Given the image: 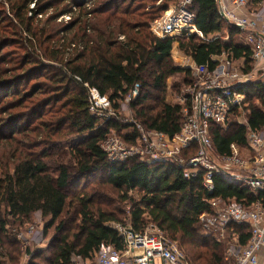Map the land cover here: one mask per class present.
<instances>
[{
    "label": "trees",
    "instance_id": "16d2710c",
    "mask_svg": "<svg viewBox=\"0 0 264 264\" xmlns=\"http://www.w3.org/2000/svg\"><path fill=\"white\" fill-rule=\"evenodd\" d=\"M30 2L36 3V9L28 16ZM174 2L10 0L13 21L5 9L0 10V264H18L22 242L17 231L35 212L49 218L45 230L54 227L60 236L56 233L48 243L49 257L37 251L29 264H73L76 256L91 259L102 242L122 249V238L107 223L123 222L118 216L123 210L109 193L131 200L129 222L136 230L151 221L181 249L187 246L183 251L190 264H225L223 244L199 233V216L210 210L212 198L250 205L258 194L219 174L213 176L214 189L208 192L200 176L186 179L174 165L136 158L108 161L101 141L121 126L114 121L99 123L90 113L88 89L82 82L107 94L114 107L139 83V95L130 104L135 119L145 128L176 134L183 120L182 107L166 102L165 86L168 77L184 71L170 58L179 39H161L150 30L151 23ZM51 8L54 12L42 22L36 18L37 11L44 14ZM191 8L203 38L195 33L185 36L179 48L196 65L209 69L216 65L212 55L232 52L235 59L245 57L248 71L250 50L234 42L241 31L224 25L216 1L193 0ZM65 14L75 16L60 26L56 20ZM72 30L82 48L68 50L66 39L58 37ZM225 31L227 40L211 38ZM40 43L45 45L42 56L47 60L38 58L35 47ZM11 44L20 46L15 58H9L7 51L1 53ZM34 75L42 79L27 88ZM245 91L242 106L247 125L232 121L223 128L211 123V139L220 156L229 155L233 143L245 145L248 128L259 131L264 126V84L252 81ZM122 136L133 140L135 133ZM74 137L79 139L74 146L63 144ZM74 187L79 189L68 203ZM130 192L139 194V199L132 200ZM67 206L74 209L72 217H63ZM230 231L240 245L250 237L247 223L234 224Z\"/></svg>",
    "mask_w": 264,
    "mask_h": 264
},
{
    "label": "built area",
    "instance_id": "2783aa9c",
    "mask_svg": "<svg viewBox=\"0 0 264 264\" xmlns=\"http://www.w3.org/2000/svg\"><path fill=\"white\" fill-rule=\"evenodd\" d=\"M192 2L175 0L153 21L151 32L161 39H177L191 33L202 37L195 25ZM249 3V0H228L219 11L227 22L245 33L244 45L250 50L251 60L248 71L236 65L245 62V57L235 59L232 52L214 55L212 60L216 65L213 69L207 65L194 67L195 77L189 82L187 93L182 98L187 104H179L183 120L176 134L170 136L145 128L136 119L130 118L125 119L122 125L132 128L135 133L133 140L120 137L111 129L101 141L110 162L123 163L136 158L146 163L174 165L181 169L186 179L200 176L208 192L214 189L213 176L219 174L258 194L250 205L212 198L208 200L210 210L199 216V221L211 230L218 243H222L224 233L230 231L234 224H248L250 237L245 245L238 243V236L234 233L226 244L225 256L230 259V264H264V196L261 195L264 193V126L259 131L248 128L246 144H231L227 156L217 154L210 135L211 123L225 125L236 110L242 108L247 95L245 85L252 81L264 84V0L257 3L259 8L254 11L255 16L242 13L246 7L248 9ZM34 5V2L30 4L29 15H32ZM62 18L69 20L70 15H61L59 20ZM75 47L82 48V45L71 43L67 49ZM82 82L88 89L89 111L101 119V123L113 120L123 103H130L139 95L140 84L135 83L118 102L119 106L114 107L107 94H101L97 88ZM244 124L247 125V122ZM107 225L118 232L123 248L102 242L91 264H190L178 242L151 221L143 230H136L130 222H108ZM33 226L30 224L26 229L31 231ZM17 237L25 248L30 246V243L23 242L25 237L21 231ZM76 258V264H83L81 262L88 259Z\"/></svg>",
    "mask_w": 264,
    "mask_h": 264
},
{
    "label": "rangeland",
    "instance_id": "374dc122",
    "mask_svg": "<svg viewBox=\"0 0 264 264\" xmlns=\"http://www.w3.org/2000/svg\"><path fill=\"white\" fill-rule=\"evenodd\" d=\"M13 3L16 2V0H11ZM40 3H42V0H39ZM216 4H217V8H218V13L220 14V6L228 3V0H220L221 2L219 3V0H215ZM32 2L29 3V10H30V4ZM35 3V2H34ZM10 0H0V10L5 9L6 15L8 17H10L12 19L13 14H11L10 12ZM158 4V3H156ZM149 5V4H147ZM62 6H60L59 8H61ZM259 8L258 4H253V3H249V7L245 10L242 11L243 14H246L247 16H255L254 14H256V12L254 13V11ZM33 9H36V3L33 7ZM28 10V12H29ZM53 11V9H47L46 13L42 14V12H36V18L40 20V22H42L47 16H49ZM253 12V13H252ZM39 14H41L39 16ZM28 16L29 13H27ZM70 15V14H69ZM75 14H73L72 16L70 15V19L66 20L65 18H62L61 20H59V17L56 20V23H60L62 25L68 23L69 21H71L72 18H74ZM221 16V14H220ZM222 17V16H221ZM223 18V17H222ZM224 19V25L227 26V28H229L230 26H234L231 23L227 22L225 18ZM13 21V19H12ZM14 23V22H13ZM153 23V22H152ZM151 23V24H152ZM42 25V24H41ZM196 25V24H195ZM197 27V26H196ZM226 28V27H225ZM17 31H20V28L18 26H16ZM241 32L238 33V35H236L233 40L234 42H239L242 44H245V33L240 30ZM74 34V30L72 31H67V32H62V34H59L58 37H60V35L62 37H64L66 40V42H68L69 44L71 43H78L77 41H74L75 39L72 37ZM193 34V33H191ZM196 34V33H195ZM202 34V33H201ZM198 35V34H196ZM22 36H25V32H23ZM199 37H201L200 35H198ZM185 37V36H184ZM184 37H178L177 39L179 40H184ZM220 38L222 41L227 40L228 38V34L227 31L216 35V36H212L211 38ZM203 38V35L202 37ZM232 38V37H231ZM23 40V39H22ZM179 40L177 42H174L173 44V48L171 51V62L172 64L178 65L180 67H182L184 69L183 72H179L176 73L170 77L167 78L166 80V93H165V100L167 103H171L172 105H181V106H185L187 104V101L183 100V96L187 93V88H188V84L189 82L195 77V62L193 61V59L191 58V56L189 54H187L186 52H184L182 49L179 48ZM24 41V40H23ZM23 43V42H22ZM19 45V44H18ZM17 44H11L8 47L3 48L2 52L7 51L9 54V58H15L17 54V52H19V47ZM37 47H35L37 53H39V59L42 60H47L45 56H42V49L45 48V45L42 46V44L40 43L39 45H36ZM214 55L211 56V60L213 59ZM50 62V60H49ZM55 64L60 65L59 62H55ZM237 68H246V63L245 62H238V64L236 63ZM42 79V77L36 78V75H34L31 79L29 84L27 85V88L31 87V85L36 81ZM140 91V89H139ZM183 100V101H182ZM124 106H122V108L120 109V111L117 113V117H115L113 120L114 122H117L118 125L121 126L119 131H114L118 134V136L123 137L122 135L124 133H130L132 132V128L130 127H122V124L125 122V119L128 120L130 118H134L135 119V115L133 113V109L131 107V102L130 103H123ZM93 115V114H92ZM183 115V114H182ZM95 116V115H94ZM96 117V116H95ZM98 119V122L101 123V119ZM232 121H238L240 123H245L246 122V111L243 108H239L236 110V114L231 116V119L229 121L226 122L225 125H222L223 128H226L227 125L232 122ZM22 136H19V138H21ZM78 138L74 137V138H68L66 140L65 143H63L65 146H74L77 142H78ZM79 188L74 187L71 189L70 191V197L68 200V203L71 201V196L77 192ZM110 198L115 202V205L118 206L119 208H121L123 210V213L119 214L118 216L123 220V222H129V210H130V206L132 205V203L130 202L131 200H122L121 197L119 196V194L117 193H109ZM129 196L132 198V200H137L139 199L140 195L135 193V192H130ZM71 214H74V209L69 208V206L66 207L63 217H72ZM28 224L24 227V225L21 227V230L17 231V234L19 231H21V233L23 234V236L25 237V239H22L24 243H30V246H27L26 248L23 246L22 244V254L21 257L19 259L18 264H29L30 263V259L32 257V255L34 253H36L37 251L43 250V255L49 257L52 253L51 249H47L48 243L51 241L52 237H54L56 235V230L54 227H49L47 230H45L46 226L49 223V218H44L42 217L40 212H35L33 213L30 218L27 220ZM30 224H34L33 229L27 230L26 227ZM200 224V230L199 233L200 234H208V235H212L211 237L214 239V235L211 233V230H209L208 228H206L204 226V223L202 221H199ZM43 231V232H42ZM43 233V234H42ZM58 236H60V234L57 233ZM18 238V237H17ZM232 238V233L231 231L225 232L223 235V241L222 244L224 246V248L226 247V244L229 243V241H231ZM19 239V238H18ZM179 244V243H178ZM180 247V246H179ZM186 247L184 246L183 249L186 251ZM182 249V250H183ZM184 251V252H185ZM76 257H74V263L76 264ZM94 256L91 259H85L84 261H82L81 263L83 264H91V262H93ZM39 261V260H38ZM225 264H230V259L225 260Z\"/></svg>",
    "mask_w": 264,
    "mask_h": 264
}]
</instances>
